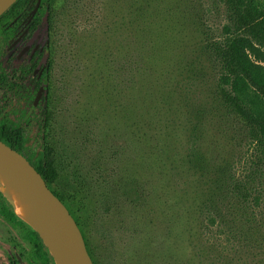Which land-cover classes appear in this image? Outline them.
I'll return each instance as SVG.
<instances>
[{
  "label": "rangeland",
  "instance_id": "374dc122",
  "mask_svg": "<svg viewBox=\"0 0 264 264\" xmlns=\"http://www.w3.org/2000/svg\"><path fill=\"white\" fill-rule=\"evenodd\" d=\"M228 23L224 0H55L51 22L6 49L15 60L48 47L51 124L24 123L28 151L50 145L61 172L87 183L76 212L87 216L100 264L256 263L204 215L213 179L255 172L208 49ZM0 101L2 115L24 106L8 90ZM14 239L31 250L0 216V263Z\"/></svg>",
  "mask_w": 264,
  "mask_h": 264
},
{
  "label": "trees",
  "instance_id": "16d2710c",
  "mask_svg": "<svg viewBox=\"0 0 264 264\" xmlns=\"http://www.w3.org/2000/svg\"><path fill=\"white\" fill-rule=\"evenodd\" d=\"M224 1L229 23L224 27L221 38L210 41L208 49L219 72L216 93L227 111L242 124L247 140L253 144L255 172L248 181L231 174L213 179L204 201V215L208 225H216L232 239L237 238L250 251L255 264H264V232L261 229L264 214L260 196L264 191V0ZM54 3L55 0H16L0 17V52L11 47L20 35L30 40L45 19L50 23ZM41 82L42 79L36 88ZM5 83L15 89V82L9 74H6ZM39 114L40 124L47 129L51 124L48 107L40 104ZM0 126V139L27 155L48 186L67 205L82 230L93 263L100 264L90 237L87 216L76 212V209L82 211V204L87 205L90 197L87 183L61 172L50 145H45L37 155L32 154L28 151L29 139L18 133L14 122ZM0 197L4 202L3 214L32 228L20 218L1 191ZM32 230L48 257L54 259L39 232ZM213 247L219 251L214 243Z\"/></svg>",
  "mask_w": 264,
  "mask_h": 264
},
{
  "label": "flooded vegetation",
  "instance_id": "af4514ba",
  "mask_svg": "<svg viewBox=\"0 0 264 264\" xmlns=\"http://www.w3.org/2000/svg\"><path fill=\"white\" fill-rule=\"evenodd\" d=\"M34 36L35 34L33 37ZM33 37L30 40H32ZM30 40L26 41L29 42ZM44 46L45 45H43V47ZM47 48L48 47L41 52H19L16 55L15 60L11 59L13 54L8 56L6 50L5 52H0V91L8 90L21 101H24V106L14 108L12 113L7 115H2V102L0 101V125L12 121L16 124L18 133L23 134L26 138H28V136L25 132V124L27 125L32 122L40 123V104L46 105L48 107L49 115L51 114L50 99L47 96V92L50 91V86L47 82L43 81L45 76L50 75V52H48ZM13 62L19 64L12 68L10 65L14 64ZM6 74H9L10 78L14 80L15 89H11L6 85ZM40 79H42V82L40 86L36 88ZM42 85L45 87L41 97L38 98ZM29 108H31V111L34 110V113L29 115L28 118H25L29 112ZM22 154L29 160L27 155L24 153ZM3 203V199L0 197V216L19 232V235H21V238L25 242L31 244V250L25 251L22 248L19 249L20 244L16 239L9 240L8 246L11 245L10 247L12 250L3 257L4 260L0 264H56L54 259L48 257L44 246L38 240V237L33 232L32 228L19 223L17 220L10 219L8 214L2 213Z\"/></svg>",
  "mask_w": 264,
  "mask_h": 264
},
{
  "label": "water",
  "instance_id": "95a60500",
  "mask_svg": "<svg viewBox=\"0 0 264 264\" xmlns=\"http://www.w3.org/2000/svg\"><path fill=\"white\" fill-rule=\"evenodd\" d=\"M15 2L16 0H0V17ZM44 87L42 85L38 98L41 97ZM0 166L21 184L26 197L33 199L37 209L41 211L54 240L53 249L45 240L43 229L33 224L48 245L55 263L94 264L82 230L67 205L48 186L35 166L22 153L1 139ZM5 195L15 209L13 200L6 193Z\"/></svg>",
  "mask_w": 264,
  "mask_h": 264
},
{
  "label": "bare ground",
  "instance_id": "6f19581e",
  "mask_svg": "<svg viewBox=\"0 0 264 264\" xmlns=\"http://www.w3.org/2000/svg\"><path fill=\"white\" fill-rule=\"evenodd\" d=\"M0 185L4 192L13 200L18 215L30 223L39 225L43 229L45 240L53 249L54 240L41 211L37 209L33 199L26 197L21 184L1 166Z\"/></svg>",
  "mask_w": 264,
  "mask_h": 264
}]
</instances>
